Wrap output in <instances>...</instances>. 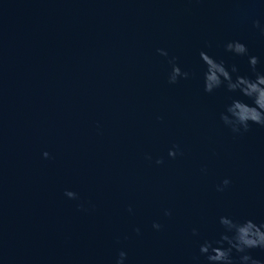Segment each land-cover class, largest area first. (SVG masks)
Listing matches in <instances>:
<instances>
[{
	"label": "water",
	"instance_id": "1",
	"mask_svg": "<svg viewBox=\"0 0 264 264\" xmlns=\"http://www.w3.org/2000/svg\"><path fill=\"white\" fill-rule=\"evenodd\" d=\"M261 29L264 0H0V264H209L222 216L264 222V126L200 57L255 79Z\"/></svg>",
	"mask_w": 264,
	"mask_h": 264
},
{
	"label": "clouds",
	"instance_id": "2",
	"mask_svg": "<svg viewBox=\"0 0 264 264\" xmlns=\"http://www.w3.org/2000/svg\"><path fill=\"white\" fill-rule=\"evenodd\" d=\"M256 27H260L259 21L254 22ZM264 31V29H261ZM226 50L234 52L237 55H246L248 53L247 47L239 41H231L226 44ZM161 55H167L163 49H158ZM200 57L206 65L204 73V91L212 93L221 86H226L230 92H239L242 96L247 97L251 103H247L240 99H233L232 103L227 106L226 112L221 113L220 118L225 125L229 126L235 133L242 130L249 131L251 125L264 126V74L256 72L255 79L249 77L237 76L235 80L232 74L237 71L233 65L231 73L225 67L223 61L217 62L213 57L206 52L201 51ZM175 58L170 63L173 64L172 71L169 75V83L175 84L178 78L187 79L188 72H182L181 68L175 64ZM259 60L255 56L249 57V64L253 70L256 71V65ZM45 152L44 156L48 157ZM177 152L169 151V156L175 157ZM162 160H157V163H162ZM230 182L225 179L223 185L227 186ZM219 191L223 188L218 187ZM70 198H76V193L66 192ZM220 224L224 228V233L221 234L219 240L205 241L201 247V254H205L209 264H234L232 253L233 250L243 255L240 256V264H264V261L255 258L251 250L259 249L264 252V222L257 224L253 220H245L244 222L234 221L229 217H221ZM154 228H159V224H154ZM195 231V230H194ZM232 233V235H228ZM228 247H224V244ZM218 245V246H214ZM126 253H120V260L117 264H123Z\"/></svg>",
	"mask_w": 264,
	"mask_h": 264
}]
</instances>
